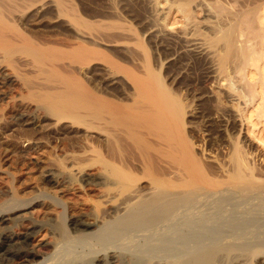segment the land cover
I'll list each match as a JSON object with an SVG mask.
<instances>
[{
	"label": "bare ground",
	"instance_id": "6f19581e",
	"mask_svg": "<svg viewBox=\"0 0 264 264\" xmlns=\"http://www.w3.org/2000/svg\"><path fill=\"white\" fill-rule=\"evenodd\" d=\"M138 1L147 14L144 37L154 39L161 36L156 21L158 2L168 6L165 21L175 12L192 27L187 7L206 10L216 0ZM237 1L241 6L235 12L217 16L209 12V38L190 31L178 37L186 49L194 50L212 71L219 72L220 81L233 80L230 76L236 73L235 67L243 72L257 98L244 110V120L252 131L255 123L264 126V0ZM46 12L52 14L53 24L59 22L70 31L72 40L36 38L27 33L33 28L27 31L25 26L35 29ZM246 14L255 25L251 37L246 32L249 28H243L248 22L244 23ZM82 25L90 27L73 11L72 0H0V95H6L10 86L16 88L17 97L10 99L16 98L20 109L33 106L37 113L30 124L64 137L59 156L38 172L39 182L57 186V191L32 188L37 194L28 202L15 199L0 211V264H44L45 260L36 261L34 253L36 242L44 243L37 240L44 228L52 233L44 245L58 255L82 251L83 255H96V261L106 255L112 264L118 256L127 258V264H247L253 256H264L259 235L261 239L249 245V233L236 235L239 231L234 229L229 231L231 235L224 234L211 225L215 220L210 221L228 195L264 200V186L242 181L240 175L219 180L209 174L198 157L199 145H191L184 132L183 120L189 112L183 110L156 69L139 66L135 73H121L110 61L91 66L93 57L87 46L100 44L104 50H116L130 43L131 35L118 29L117 40L101 44L97 33L92 28L80 30ZM229 49L236 55L232 66L226 62ZM92 71L98 74L97 83L84 84L80 75L87 77ZM256 138L264 149V133ZM27 142L31 148L39 145L37 140ZM8 149V143L3 144L4 152ZM210 154H203L205 163L216 167ZM80 188L96 195L83 199L87 206L84 215L71 218L76 236L70 237L65 221L67 196L62 200L58 193L77 194ZM38 207L43 212L35 215ZM22 222L26 224L21 226Z\"/></svg>",
	"mask_w": 264,
	"mask_h": 264
},
{
	"label": "rangeland",
	"instance_id": "374dc122",
	"mask_svg": "<svg viewBox=\"0 0 264 264\" xmlns=\"http://www.w3.org/2000/svg\"><path fill=\"white\" fill-rule=\"evenodd\" d=\"M72 2L73 11L90 25V27L82 25L79 29L85 31L88 30V28H92L95 33H97V41L99 43L102 44L104 41L117 40L116 31L118 29H123L129 33V36L131 35V42L127 45L118 46V49L114 48L116 50H104L101 46L99 47L100 44H97L98 47L87 46L88 50L91 52V58L93 57L92 67L104 63V61H110L115 67L120 68L119 72L121 73H135L143 66H150L152 70L156 69V73L180 103L183 110L189 112L183 120L184 132L191 145H199L198 147L201 151L198 152V157L200 156L199 159L201 158L200 160L202 162L204 161L203 163L206 164L205 168L210 172L209 174L219 180L231 179L236 175H240L244 178L242 181H250L256 186H264V149L256 138L260 133H264V126H262L263 124L259 125V123L257 126V123H255L254 129L251 131L248 130L246 125L247 122L244 120L245 107L254 99L256 92H254L250 82L244 78L243 72L236 67L235 69L233 68V72L236 73H232V76H230V79L232 78L233 80L226 82V80L222 79L220 81L219 72L212 71L208 63H206L207 61H203V58L197 56L194 50L186 49L178 37L181 36L183 32L190 31L191 33L194 32L195 34L209 38L210 32L207 22L210 20L208 16L209 12L213 16L226 15V13L229 14L230 12L237 11L239 6H241L240 2L238 3L237 0H227L226 4H221V1L216 0L210 5L212 7H206V10H195L193 9V5L188 6L187 13L190 18L189 22L191 25L193 24L192 27H188L185 24L187 22L182 16L175 12L170 16L169 21H165L168 6H165L166 3L164 1H160L156 4V10L158 12L160 10L158 13L159 17L156 18V21H158L160 25L161 36L154 39L144 37L145 26H147L144 22V16H147V14L138 0H72ZM116 2L117 4L115 6L114 4ZM248 15L249 14H246L245 16ZM49 16L52 17V14L46 12L44 17H41L42 19H40L37 26L39 30L36 26L35 29L34 27L28 26L27 28V26H25L27 31L29 28H33L32 30L35 31L33 33V31L29 30L30 32L27 33L29 35L32 33L36 38L44 36L50 39L61 38L72 40L70 31L59 22L53 24V17L50 18ZM245 16L243 17V19L245 18L244 23L247 21L249 23L243 24L247 26H242L245 28V31L247 27L249 28L246 32H249L250 35L248 36L251 37L255 35V28H253L255 25L251 22V15H249L248 18ZM33 20L35 19L33 18ZM44 28H47V30H43ZM32 34L31 36H33ZM126 50L127 53L125 52ZM231 50L232 49H229L226 53V62L230 65H235L236 55L234 50H232L233 52ZM229 52L231 53L230 55ZM229 58L232 63L228 60ZM90 75L94 77L92 78ZM90 75L88 74L87 77L80 75L81 81L86 85L97 83V79H99L98 74L92 71ZM9 88L10 90H8L6 95H0V98H2L0 99V147L2 146V149H0V211L11 204L15 199L21 203L28 202L37 194V192H32V188L43 190V188L48 187L49 190H51V188L52 190L54 188V191L56 190L55 188L57 186H52L46 182L43 184L40 183V174H38V172L40 171L39 173H41L44 167L43 165L48 166L51 158L59 156L61 153L59 149H61L63 144L62 140H64L63 136L56 135L50 130L47 132V130L37 129L33 124H30L32 117L37 115V113L33 112V106L26 105L27 107L24 109L18 108L16 98L10 99L12 97H17L16 94H18V90L12 86ZM231 95H235V97H230ZM255 101H257V98L254 99L252 104ZM20 114L25 117L20 118ZM41 125L47 129L45 123ZM44 132L47 135L44 134ZM252 133L255 134V137ZM52 135L56 138L52 137ZM37 137L38 139H36ZM28 139L37 140L39 145L31 148L30 145H27ZM7 143L11 151L8 149V151L4 152L3 144L5 145ZM51 150L52 152H50ZM203 154H210L213 156L215 158L216 167H213V164L210 166L209 163H205L206 160ZM37 161L42 163H37ZM215 174H217V176ZM45 184H47V186ZM59 186H61V183H59ZM29 189L31 191H29ZM4 190L7 193L3 194ZM86 191H88V193ZM62 193L65 194H58H60L59 196L62 197V200L67 196L64 201L69 208L67 209V217L65 219L66 230L70 237H74L76 234L71 231V218L76 215H84L87 212V206L83 202V199L87 196L93 198L96 194L88 190V188H80L77 194L74 192L73 194H71L72 192ZM68 195L70 196L68 197ZM233 196L234 195H228L225 204L211 215L212 217L210 218L212 220L210 219V221L215 220V222H212L214 224L211 225L228 235H231L234 229L237 230L236 233L239 231V233H235L236 235L242 234L243 232L249 233L248 236L246 235V237L250 239L248 240L249 245H252L253 241L257 242L261 238L264 241V200ZM248 200L249 202H247ZM38 208L34 209L35 215H40L43 212V210H41L42 208ZM23 224L25 225L26 222H22L21 226ZM261 227L263 228L261 229ZM19 229H21V227H19ZM250 235L252 237H250ZM51 236V231L44 228L39 232L37 240L41 238L42 241L46 243L45 239ZM39 242H36L34 247L37 262L45 260L44 264H54L57 260L56 264L60 262V264H112L106 255H101L98 261H96L94 259L96 255L93 254V256H91L86 253L83 255L82 251H75L72 255H68L66 252L62 251L59 253L60 256L54 251L55 249ZM64 255L67 257L59 259ZM88 255L91 258L88 257ZM263 257V255H259L258 258L256 256L255 259L253 256V258L251 257L247 260V264H264ZM115 263L127 264V258H119L118 256Z\"/></svg>",
	"mask_w": 264,
	"mask_h": 264
}]
</instances>
